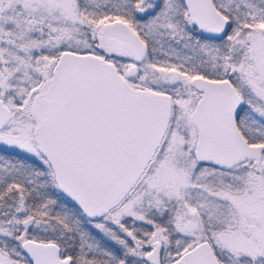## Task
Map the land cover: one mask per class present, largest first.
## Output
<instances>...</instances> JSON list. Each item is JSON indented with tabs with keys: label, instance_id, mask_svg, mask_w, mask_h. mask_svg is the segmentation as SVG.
<instances>
[{
	"label": "snow or ice",
	"instance_id": "6c2138e0",
	"mask_svg": "<svg viewBox=\"0 0 264 264\" xmlns=\"http://www.w3.org/2000/svg\"><path fill=\"white\" fill-rule=\"evenodd\" d=\"M0 264H264V0H0Z\"/></svg>",
	"mask_w": 264,
	"mask_h": 264
}]
</instances>
